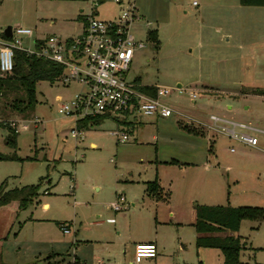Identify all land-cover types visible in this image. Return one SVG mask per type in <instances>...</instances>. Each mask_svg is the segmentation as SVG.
<instances>
[{
    "label": "rangeland",
    "instance_id": "374dc122",
    "mask_svg": "<svg viewBox=\"0 0 264 264\" xmlns=\"http://www.w3.org/2000/svg\"><path fill=\"white\" fill-rule=\"evenodd\" d=\"M196 1L98 3V16L106 18L135 3L141 18L132 30L145 45L136 48L127 77L170 87L163 99L181 114L139 115L130 118L134 125L107 116L73 136L75 117L59 108L81 85L43 79L37 82L38 103L30 116L11 109L1 115L19 133L15 147L7 142L9 129L0 125V153L32 159L0 158V184L5 178L11 187L39 182L41 197L23 210L18 203L0 206V233H10L6 254L17 256L21 250L28 257L56 237L72 260L135 264V242L157 240V256L140 264H222L218 249L195 247V204L264 207V132L250 130L258 144L249 146L187 120L217 113L264 129V94L247 90L264 87V6ZM93 2L98 1L0 0V28L23 25L35 30L34 38H66L81 30L78 15L81 8L90 11ZM152 30L158 42L150 39ZM186 122L204 134L188 130ZM123 127L127 137L120 142L113 131ZM157 176L168 199L158 200L146 190L147 181ZM120 193L128 207L115 210L111 204ZM44 201L50 206L43 207ZM56 220L73 222L70 232ZM220 234L244 242L240 264H264V218L243 219L237 230Z\"/></svg>",
    "mask_w": 264,
    "mask_h": 264
},
{
    "label": "built area",
    "instance_id": "2783aa9c",
    "mask_svg": "<svg viewBox=\"0 0 264 264\" xmlns=\"http://www.w3.org/2000/svg\"><path fill=\"white\" fill-rule=\"evenodd\" d=\"M116 1L122 3V0ZM192 1L197 3L196 0ZM140 18L135 3L129 2L110 18L100 17L94 11L87 13L82 31L68 38L57 34L34 38L33 28L16 25L12 27L10 38L0 33V71H12L15 49L63 64L64 71L59 80L64 83L75 81L81 85V89L59 108L63 114L75 117L73 136L82 132L77 126V120L87 115L109 114L121 122L124 119L133 121L130 118L138 119L139 115L166 117L174 113L181 114L163 99L172 92L170 87L156 85V94H151L142 90V84L136 79L127 77L136 48L145 45L132 30L134 22ZM25 40L30 43L26 45ZM191 95L195 98L197 94L192 91ZM192 121L211 135L222 133L249 146H256L258 143L257 136L250 130L259 129L250 123L217 113H210L205 120H187L188 123ZM27 126L24 124V127ZM126 131L123 127L113 132L123 142L127 137ZM230 150H234V147L231 146ZM111 206L115 210L127 207L125 195L118 194ZM62 229L70 231L67 224H63ZM157 253L154 241L139 242L135 247L134 262L140 264L144 259L155 258Z\"/></svg>",
    "mask_w": 264,
    "mask_h": 264
},
{
    "label": "trees",
    "instance_id": "16d2710c",
    "mask_svg": "<svg viewBox=\"0 0 264 264\" xmlns=\"http://www.w3.org/2000/svg\"><path fill=\"white\" fill-rule=\"evenodd\" d=\"M242 5H264V0H239ZM0 33L10 38L5 32ZM150 39L158 42L156 30L150 31ZM64 71V65L36 54L28 53L22 49H15L14 67L11 72L0 71V125L9 129L7 142L17 146V127L5 121L4 112L11 109L24 117L30 116L38 103L37 82L43 79L54 82L59 80ZM141 83L140 78H136ZM142 84V83H141ZM142 90L156 94L157 86L142 84ZM248 91L264 94V87H248ZM109 114L87 115L77 120L79 128H87L90 125L99 124ZM5 118V119H4ZM132 121L122 120L120 123ZM190 131L203 134L202 129L194 126L184 125ZM4 159H32V157H21L17 153H0ZM171 162H179L173 159ZM43 179V178H42ZM40 183L24 184L7 188V179L0 184V206L17 200L19 208L24 209L35 201L39 195ZM148 194L158 200L168 199L163 185L158 177L147 181ZM264 218V207L257 205H229V204H195V247L218 249L222 256V264H240V253L244 242L239 236L231 234H220L224 230H237L243 219L262 220ZM0 264H4L0 258Z\"/></svg>",
    "mask_w": 264,
    "mask_h": 264
},
{
    "label": "crops",
    "instance_id": "0c3cea01",
    "mask_svg": "<svg viewBox=\"0 0 264 264\" xmlns=\"http://www.w3.org/2000/svg\"><path fill=\"white\" fill-rule=\"evenodd\" d=\"M97 1L98 2H93L92 6H91V10L88 11V12L85 11L84 8H81V13H79V15H78V19H80L81 22H82L81 23V30L78 33L74 34V35H70L69 37L75 36V35L79 34L82 31L83 25H84V21H85V17L87 15V13H89L91 11H94L95 14H97V15L99 14L98 3H100L101 0H97ZM260 6H264V5H260ZM5 28H0V30L4 31ZM34 34H35V30H34ZM48 35H46V36H36L35 38H43V37H47ZM66 38H68V37H66ZM141 83L144 84L143 82H141ZM155 85H159V84H155ZM108 117H110V116H108ZM156 117H162V116H156ZM166 117H168V116H166ZM140 123L142 125V121H140ZM126 124H128V123H126ZM129 124L134 125L135 122L132 121ZM82 129H84V128H82ZM258 129H259V131L264 132V129H261V128H258ZM203 134H204V132H203ZM44 157L46 158V156H44ZM36 159H39L38 156L36 157ZM5 179H7V182H8V178H5ZM28 184H31V183H28ZM21 185H24V184H18V185H15V186H21ZM15 186H12V187H15ZM7 188H11V186L9 185V182L7 183ZM47 192L50 193V190L45 191V193H47ZM40 201H41V197L38 195V197L35 198L34 202L38 203ZM11 203H18V201L15 200V201H12ZM14 205H16V204H14ZM48 206H50V203L48 201H44L43 202V207H48ZM127 207H125V208H127ZM18 208H19V203H18ZM26 208H24V209H26ZM20 210H23V209H20ZM32 218H34V216ZM35 219H37V218H35ZM47 220H53V219L47 217ZM56 222L59 225V227H61V228H62L63 224H67L69 226V228H71L72 224H73V222H68L67 220L66 221L56 220ZM21 230H22V224H21V227L18 230L15 231V233H14V237L15 238H17V236L21 232ZM10 232H12V231H10ZM69 232H66V233H69ZM6 234H8V235H6ZM9 234L10 233L8 232V229H3L2 232L0 233V257H1V260H2V262L4 264H35V263H37V261L43 262L42 264H86V262H83L78 257H76L73 260L70 259L69 250L61 249L60 248L61 247L60 244L62 243V240L57 239L56 237H52V238L48 239L46 242H43L41 244V246L37 250H34L31 253V255H29L28 257H27V255H25L26 253L25 252H21V250L17 251V253H16L17 256L16 255L10 256V254H6V252H8V250L7 251H6V249L4 250L5 243L7 242ZM151 241H154L157 244V249H158L157 240H151ZM139 242H147V241L140 240V241L135 242V244H137ZM20 255H22V256L25 255V257H27V258L23 257L24 259H22V258H20ZM99 263L108 264V263H105L104 260H99Z\"/></svg>",
    "mask_w": 264,
    "mask_h": 264
},
{
    "label": "water",
    "instance_id": "95a60500",
    "mask_svg": "<svg viewBox=\"0 0 264 264\" xmlns=\"http://www.w3.org/2000/svg\"><path fill=\"white\" fill-rule=\"evenodd\" d=\"M4 32L8 35V36H12V26L11 25H8Z\"/></svg>",
    "mask_w": 264,
    "mask_h": 264
}]
</instances>
